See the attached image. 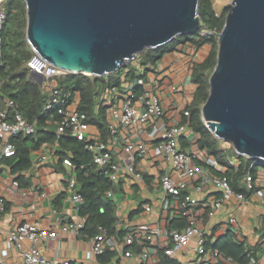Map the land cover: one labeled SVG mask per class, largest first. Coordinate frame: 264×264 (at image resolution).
<instances>
[{"label": "crops", "instance_id": "crops-1", "mask_svg": "<svg viewBox=\"0 0 264 264\" xmlns=\"http://www.w3.org/2000/svg\"><path fill=\"white\" fill-rule=\"evenodd\" d=\"M192 47H179L177 51L165 55L155 65V70L145 73L147 91L158 95L165 110V120L171 124L184 126L185 134L180 144L193 155V162L204 168L205 173L218 176L217 173H225L226 168L216 163L210 166L206 163L208 156L206 151H201L197 144L199 135L193 133L189 125V116L185 115L187 108L192 104L197 86L192 82L194 65L197 63L190 51ZM196 52V51H195ZM58 85V79L54 82ZM104 93V92H103ZM102 93V94H103ZM139 93V92H138ZM101 94V95H102ZM100 95V96H101ZM80 99V97H79ZM107 111V123L116 124L119 136L124 141L144 142L148 146L149 156L137 160L138 173L143 180L137 181L126 171L122 172L119 182L115 185V203L119 221L116 224L118 233L129 230H139L144 226L160 229L161 233L150 242L143 245L126 247L122 245L120 252L109 264H141L140 254L148 251L152 255L154 264H163L165 249L171 245L169 232L173 229H184L194 225L206 232V245L215 242L231 230L236 238L244 242L250 249H257L256 264H264V167L259 168L255 181L254 192L245 197V202L235 200L227 201L219 210L212 208L214 202L222 197V192L213 185L206 186L202 192H197L199 177L193 179H180L172 166L167 165L162 158L156 157L153 145L148 140L146 133L137 135L131 128L120 123L121 100H115ZM54 127V125H49ZM92 133L103 141L114 153L117 162L121 163L124 155L123 147L116 144L115 140L108 136L103 139L99 129L92 127ZM226 145V144H225ZM225 148H229L226 147ZM234 166L238 163L234 162ZM12 161L4 159L0 170V198L5 201L6 210L0 221V252H4L2 264H22L23 253L30 248V243L25 242L23 249L16 246L8 247L9 234L24 222L38 223L41 229L56 230L60 232L57 241H49L40 244L44 256L50 260L78 261L81 264H101V257L89 258L92 251V237L76 236L74 234L61 233V227L69 222L85 220L72 203V195L80 190L79 183L72 188L69 181L73 177L77 179L74 167L64 165L61 161L60 146L45 144L32 154V165L28 170L13 172ZM164 174L181 183L183 188L179 198L169 197L171 204L164 209L165 195L161 191H155L152 183L156 182ZM19 178H22L19 181ZM78 182V180H77ZM262 192V195L259 193ZM195 199L196 205L183 206L185 198ZM151 207V212L146 207ZM234 218L237 226L227 225ZM185 221L184 227L174 228L173 222ZM120 235H114L121 240ZM198 238L194 237L188 248L177 254L172 259L178 264H196V246ZM209 254L206 264H216ZM131 252L132 256L126 257L125 252ZM103 257V256H102ZM160 261V262H159ZM220 264H228L221 262Z\"/></svg>", "mask_w": 264, "mask_h": 264}, {"label": "water", "instance_id": "water-1", "mask_svg": "<svg viewBox=\"0 0 264 264\" xmlns=\"http://www.w3.org/2000/svg\"><path fill=\"white\" fill-rule=\"evenodd\" d=\"M24 2L31 48L71 74H116L201 26L199 0ZM218 43L203 121L239 156L264 163V0H234Z\"/></svg>", "mask_w": 264, "mask_h": 264}, {"label": "built area", "instance_id": "built-area-1", "mask_svg": "<svg viewBox=\"0 0 264 264\" xmlns=\"http://www.w3.org/2000/svg\"><path fill=\"white\" fill-rule=\"evenodd\" d=\"M7 21V13L4 8V0H0V54L3 51V30ZM205 32V33H204ZM204 33V34H203ZM202 35H214V32L203 31ZM139 56L133 61L138 62ZM32 76L43 79V88L47 94L44 106V114L54 113L57 118L54 121H48V125H54L58 138L70 136L80 142L86 143V149L92 154L94 163L99 169L105 170L110 181L116 185L119 182L122 172L126 171L137 181L143 180L142 175L137 170V160L149 156L148 146L144 142L124 141L119 136L118 126L109 124L110 137L116 144L123 147L124 155L121 163L117 162L112 150L92 133V127L88 123V117L85 113L79 111L80 99L78 94L70 91H64L54 82L66 72L48 64L37 55L28 63ZM140 71L136 72L137 78L134 81H125L122 89H111L105 91L99 98L100 102L112 103L115 100H121L120 123L135 131L137 135L146 133L148 140L153 145L156 157L162 158L164 162L172 166L177 176L184 179H193L199 177V184L196 187L197 192H202L208 185L218 188L223 194L216 200L212 206L214 210L222 208L223 204L230 200L245 202L243 194L235 193L224 176H213L205 173L202 166L193 162V155L188 150L181 148V138L185 134V127L180 124H171L165 120V110L163 105L154 92L147 91V80L145 73L148 70H155V66L137 65ZM129 72V70H128ZM136 87H141L144 92L139 94ZM3 83L0 81V170L4 159L13 158L17 155V147L13 140L23 137L35 136L39 130V120L30 121L17 109L16 103L9 98H2ZM2 103V104H1ZM189 116L188 112H185ZM206 163L215 166L216 162L212 158H207ZM64 165L73 167L70 160H64ZM72 188L77 187V179L73 177L69 181ZM245 183L249 190L255 189L254 179L248 175ZM155 191H161L165 195L163 200L164 209H168L171 201L169 197L179 198L181 196L182 184L175 181L170 174H164L156 182L152 183ZM262 195V192H259ZM107 197L115 201L113 190L107 192ZM72 203L79 212L85 203V198L78 189L72 195ZM197 201L189 197L183 200V206L189 207L196 205ZM6 210L5 201L0 198V221ZM151 207L147 206L146 211L151 212ZM86 221L78 220L69 222L61 227V233L74 234L81 236L85 229ZM227 225L237 226L234 218H231ZM98 234L92 237L91 257H102L108 250L120 252V247H133L143 245L144 242L152 241L161 231L158 228L144 226L139 230L125 231L121 240L109 235L108 231L98 228ZM171 245L165 249V257L175 259L177 254L189 247L194 237L198 238L196 246V264H206V258L209 250L206 245V232L194 225L187 226L184 229H173L169 232ZM60 238V232L56 230L41 229L38 223L24 222L14 231H12L7 240L8 247L16 246L23 249L25 242L30 243V248L23 253L22 264H81L78 261L69 260H50L46 258L40 249V244L49 241H57ZM4 252H0V264L3 263ZM126 257L132 256V253L125 252ZM216 264L226 262L234 264L231 259L223 254L213 251L210 252ZM141 264H154L152 255L148 251L140 254ZM160 262V261H159ZM251 264H256L253 260Z\"/></svg>", "mask_w": 264, "mask_h": 264}, {"label": "trees", "instance_id": "trees-1", "mask_svg": "<svg viewBox=\"0 0 264 264\" xmlns=\"http://www.w3.org/2000/svg\"><path fill=\"white\" fill-rule=\"evenodd\" d=\"M4 8L7 21L2 34L3 51L0 54V81L3 83L1 97L13 100L26 119L39 120V130L35 136L13 140L18 150L17 155L11 158L13 172L28 170L35 151L45 144L58 142L61 161H71L85 198V203L79 210L80 216L86 221L82 236L94 237L99 233L98 228L103 227L109 235L119 234V237H123L125 233H118L116 228L119 221L117 205L107 197V192L116 189L106 171L99 169L94 163L92 154L86 149V143L70 136L59 139L55 128L48 125V121L56 120L57 116L53 115L54 113H43L47 94L40 79L32 76L28 66L36 54L27 40L28 19L24 0H4ZM230 9L231 6H228L219 14L214 8L213 0H199V31L194 35L180 36L157 50H146L143 53L145 58H141V66H155L165 55L177 51L179 47H192L196 51L207 45L212 47L206 60L195 64L193 68L192 82L197 86V90L192 104L186 110L190 115L189 125L193 133L199 135V149L206 151L218 165L227 169L225 173L219 172L217 175L226 177L232 190L247 198L254 190L248 189L245 180L248 175L256 179L259 168L264 167V163L239 156L229 144V148H225V143L211 133L202 117V108L210 94V78L217 64L218 37ZM205 30L214 32V35H202ZM136 78L135 68L129 64L116 74L104 77L66 73L58 78V86L61 90L79 95V111L85 113L88 123L97 127L103 139H107L110 132L106 116L110 104L100 102V95L111 89L121 90L125 81H134ZM135 90L139 94L144 92L141 87H136ZM186 146L187 144H184V149ZM234 162L238 165L234 166ZM21 179L19 178V181ZM184 225L185 221L179 223L175 220L172 227L180 228ZM207 248L223 254L234 264H251L253 260L257 261V249H250L244 242L239 241L231 230L215 242H208ZM115 256V252L108 250L100 258V262L109 264ZM163 264L178 263L165 257Z\"/></svg>", "mask_w": 264, "mask_h": 264}, {"label": "rangeland", "instance_id": "rangeland-1", "mask_svg": "<svg viewBox=\"0 0 264 264\" xmlns=\"http://www.w3.org/2000/svg\"><path fill=\"white\" fill-rule=\"evenodd\" d=\"M233 1L234 0H213L214 8H215L217 13L221 14L226 9V7L232 6ZM211 49H212V47L210 45H207L202 50H199V51L192 50V51H190V53L192 54L191 55L192 57L196 58L197 62H204L206 60V58L208 57ZM141 58L143 59V58H145V56L143 54L139 55V58H138L139 61L131 64L132 67L135 68V72L139 71V68L137 65L142 64ZM138 73L140 74V71ZM225 146L229 147L228 144H226Z\"/></svg>", "mask_w": 264, "mask_h": 264}]
</instances>
